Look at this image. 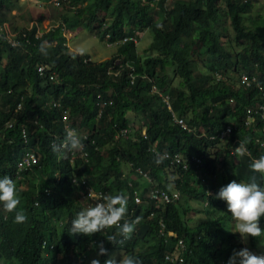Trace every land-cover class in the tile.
<instances>
[{
	"label": "trees",
	"instance_id": "trees-1",
	"mask_svg": "<svg viewBox=\"0 0 264 264\" xmlns=\"http://www.w3.org/2000/svg\"><path fill=\"white\" fill-rule=\"evenodd\" d=\"M16 2L0 0V175L22 177L16 181L18 207L27 220L14 222L13 213L0 206V264H60L54 251L71 263L70 250L78 255L89 240L98 237V232L70 231L71 220L82 210L77 201L81 185L72 178H85L103 190L104 197L125 194L130 209L137 187L131 174L136 168L148 171L158 187L168 189L171 184L184 196L201 200L208 180L216 190L232 180L247 182L253 175L252 159L264 155L256 141L262 138L259 133L264 126L258 108L264 105V37L244 23L254 0H174L169 9L165 0H58L60 22L38 36L36 24L16 27L15 43L1 29L5 21L1 12ZM227 19L239 50L228 49L221 40ZM85 26L117 43V55L96 61L90 54L70 50L66 29ZM140 28L151 35L145 55L138 53L134 40L122 42L126 37L138 39L135 30ZM116 57H120L118 63H114ZM38 63L50 66L57 82L50 81L47 72L39 76ZM168 67L174 70L171 77ZM241 73L249 78L255 75L260 85L243 87ZM151 81L169 95L172 111L195 125L196 133L173 123L166 104L149 93ZM48 98L59 99L69 126L82 134L83 147L73 150V155L70 148L53 150V144L60 146L64 130L60 111L45 105ZM248 116L252 119L247 120ZM132 121L138 124L134 140L116 138ZM227 123L235 128L227 143L208 150L213 141L200 137V131L215 134ZM143 126L144 136L140 134ZM153 143L158 152L186 158L187 168L173 171L177 179L168 180L167 162L157 163L148 150ZM240 144L249 154L230 155V149ZM27 149L38 154V161L31 169L17 171V159ZM124 164L129 165L130 174L123 171ZM255 175L264 184L261 175ZM46 188L50 195H45ZM207 198L210 207L199 211L202 216L195 224L179 201L168 204L161 216L148 217L152 209L147 206L134 227L136 235L126 246L119 242L115 227H107L108 236L115 237L113 242L106 241L107 248L144 261H160L163 252L174 250L182 238L186 244L183 264H226L244 245L228 215L217 211L219 200L213 193ZM160 218L165 231H173L175 237L158 233ZM249 238V246L256 247V237ZM44 239L55 246L47 256V249L41 247Z\"/></svg>",
	"mask_w": 264,
	"mask_h": 264
},
{
	"label": "clouds",
	"instance_id": "clouds-1",
	"mask_svg": "<svg viewBox=\"0 0 264 264\" xmlns=\"http://www.w3.org/2000/svg\"><path fill=\"white\" fill-rule=\"evenodd\" d=\"M165 6L169 8L172 7L174 0H165ZM169 3V4H168ZM6 20L1 24V29L6 32L5 27ZM31 27V26H30ZM49 30V29H48ZM17 32V31H16ZM17 34V33H16ZM10 36L6 32V37L9 41L14 42L13 37L16 35ZM106 37H108L106 35ZM128 39L134 40L136 43L137 39L132 37H126L122 39V42ZM106 40V39H105ZM151 41V40H150ZM16 43V41H15ZM111 43V42H109ZM117 46V43L113 42ZM43 51V49H41ZM116 52V51H115ZM117 55V53H116ZM115 55V56H116ZM114 56V57H115ZM115 59L120 60V57ZM114 59V60H115ZM115 62V63H118ZM43 66V71L40 73L38 67ZM36 71L39 76H44L46 72L48 73V79L50 81L57 82L56 73L51 70L50 66H47L43 63H38L36 65ZM111 72V71H110ZM168 73V70H167ZM220 78L221 75L217 74ZM240 84L243 87H249L252 84L259 86L257 77L253 75L251 78L248 77L246 73H241L240 75ZM149 93L151 95H157L162 102L166 104L168 110L171 111V120L173 123L177 124L182 129L188 132H195V125L188 122L185 116L178 115L174 110L172 111L171 104L169 102V95L164 91L160 90L158 86L151 81L149 85ZM41 104V101H37V104ZM45 105L52 108H57L60 111L62 119V127L64 130V136L61 141L60 146L53 144V150L58 151L59 147H66L72 149L71 154L73 155V150L82 149V134L77 133L75 129L69 126V121L67 120V110L61 104L59 99L48 98L45 101ZM19 108V105L17 106ZM259 110L262 114V119H264V105H258ZM249 108L247 109V112ZM251 116H248L247 120ZM252 119V118H251ZM248 123V121L246 122ZM8 127L12 126V123L7 124ZM133 126H136V123L130 122V125L126 128H122L120 132L116 135V138L124 139L128 141L129 139L134 140V137L131 136V131L135 130ZM138 127V125L136 126ZM262 128V138L256 137V141L259 142L261 149L264 150V126ZM235 128L232 124L227 123L224 128L218 130L215 134H206L203 130L200 131V137H206L213 141V146L207 147L211 151H216L218 146L227 143L230 138L231 131ZM22 136L26 135L25 126L21 130ZM140 134L144 136L145 127L140 128ZM248 134V132H247ZM119 139V140H121ZM148 150L154 153L157 157V163L160 161H166V173L168 180L171 182L173 179H177L178 176L173 172L175 169L182 168L186 169L188 164L186 158L183 157L180 153H170L167 151L158 152L156 151L155 144H151ZM233 153H240L244 155L247 152V148L244 144L237 145L234 149H230V155L233 156ZM84 155V153H81ZM38 154L35 153L32 149H27L16 162L17 171L24 169H31L33 165L38 161ZM197 163L201 162L200 158L193 157ZM253 162L250 164V168L253 171V175L249 178L247 182H240L237 180H232L225 185L216 188L213 190L209 186L205 188V199L200 201L203 202L202 206L198 209V212L201 209H207L210 207L208 195L213 193L216 199L219 200L218 206L216 207L217 211L221 213H226L228 215V220L233 227V231L238 233L241 239H246L248 236L256 237L255 245L262 243V237L264 236V184L258 183L256 179V173H259L264 181V155L259 158H253ZM129 165H123V171L130 174ZM169 173L173 175L174 178L169 177ZM132 179L137 183V187L132 192L133 207L130 209L127 208L128 198L123 193H118L115 195H108L104 197V191L99 188L94 187L92 184H89L85 178L77 177L72 178V182L75 184L81 185V190L78 191V205L81 206L82 210L77 211L75 217L71 220L70 231L72 233H78L83 235H91L98 232V237L89 240L85 248L78 254L74 255L73 251H69L68 256L70 262L60 253L53 252L56 254V260L60 264H183L184 263V254L186 252V244L182 238H178L175 244V248L172 251H165L162 254V257L159 260L153 258L149 261H144L138 257L132 255H126L123 250L111 247L108 249L106 241L113 242L115 240L114 236H108V228L114 226L118 237H120V243H124L126 246L132 240L131 238L136 235L137 231L134 227L138 226L139 221L142 218L143 212H145L146 207L149 206V209L152 211L148 214V217L153 216L154 214H160L165 211V207L173 202L179 201L187 209V217L189 210H192L194 213L195 208L193 205H189L190 200H197L190 196H184L182 192L174 188L171 184L167 186L168 189L158 187L153 181L150 173L148 171H143V169L136 168L135 173L131 174ZM22 177L17 175L16 179L10 178L8 175H0V206L3 207L7 212L13 213V220L16 223H23L27 220V216L22 208H19L20 204V195L17 191L16 181L21 180ZM79 180V183H77ZM24 181V180H23ZM141 181V183H140ZM22 185L23 182L21 183ZM206 185V183H205ZM144 193L142 195V191ZM50 189H44L45 195H50ZM39 201H35V205L39 206ZM148 209V210H149ZM201 213L199 212V217L196 216V213L192 218V222L195 224L198 219L201 218ZM158 233L166 237H175L176 234L173 231H165V224L162 221V218L158 221ZM112 227V228H114ZM237 234V235H238ZM243 242V240H242ZM250 242V238L248 239ZM41 247L47 251H44V254L47 256L49 251L54 249V243L44 239L42 241ZM257 247V246H256ZM252 248H255L253 246ZM261 254H256L250 251L248 248L244 247L234 252L226 264H264V248L260 250ZM93 256V257H92Z\"/></svg>",
	"mask_w": 264,
	"mask_h": 264
},
{
	"label": "rangeland",
	"instance_id": "rangeland-1",
	"mask_svg": "<svg viewBox=\"0 0 264 264\" xmlns=\"http://www.w3.org/2000/svg\"><path fill=\"white\" fill-rule=\"evenodd\" d=\"M254 1V7L251 14H249V20L246 18L247 15L244 16V23H246V25L253 30L260 32L262 35L261 37H264V0ZM57 2L58 0H17L16 5H13L8 10L6 9L4 12H1V15H3L6 20L5 31L12 36L17 33L15 29L16 27L22 28L25 25L30 27L36 24V35L38 36L42 34L52 26H55L57 22H60L57 17L61 7L59 3L57 4ZM65 8H67V6H65ZM250 18L253 20H250ZM229 22L230 21L227 19L224 23L227 30L225 31V36H221V40L228 49L239 50L241 47L233 38L234 34ZM65 34L67 38L66 44L70 50L78 53L90 54V57L93 60L100 61L110 59L116 55V45L100 38L96 31H90L87 26L81 28L78 27L75 30L66 29ZM135 34L138 37V53L145 55L146 52H143V50L147 47L151 40L149 30L141 28L136 29ZM45 45H51V43L45 42ZM117 61L118 59H115L114 63ZM167 70L170 77L174 75L173 68L168 67ZM176 81L177 80H175V82ZM130 117L133 120V116ZM136 125L138 124L136 123ZM133 127L135 130L131 131L132 137H134L137 132V127ZM169 177H171V179L174 178L171 173H169ZM209 184L210 182L208 180L206 182V186H209ZM188 204L194 206L196 216L199 217L198 209L202 206L203 202L197 199L190 200ZM195 213L192 210H189L188 216L193 217ZM248 239L249 236L246 239H242L244 247L248 248L253 253L261 254L260 250L264 248V236L262 237V243L258 244L255 248L249 246Z\"/></svg>",
	"mask_w": 264,
	"mask_h": 264
},
{
	"label": "built area",
	"instance_id": "built-area-1",
	"mask_svg": "<svg viewBox=\"0 0 264 264\" xmlns=\"http://www.w3.org/2000/svg\"><path fill=\"white\" fill-rule=\"evenodd\" d=\"M38 69H39L40 73H42L44 68H43V66H39Z\"/></svg>",
	"mask_w": 264,
	"mask_h": 264
}]
</instances>
